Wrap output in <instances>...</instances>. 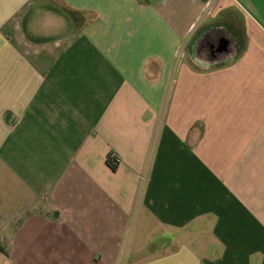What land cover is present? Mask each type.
I'll return each mask as SVG.
<instances>
[{
	"label": "crops",
	"instance_id": "1",
	"mask_svg": "<svg viewBox=\"0 0 264 264\" xmlns=\"http://www.w3.org/2000/svg\"><path fill=\"white\" fill-rule=\"evenodd\" d=\"M0 264H264V0H0Z\"/></svg>",
	"mask_w": 264,
	"mask_h": 264
},
{
	"label": "rangeland",
	"instance_id": "2",
	"mask_svg": "<svg viewBox=\"0 0 264 264\" xmlns=\"http://www.w3.org/2000/svg\"><path fill=\"white\" fill-rule=\"evenodd\" d=\"M238 21H240L241 19H237ZM200 26L198 25L196 28H195V31L193 32V34H195V32L197 31V29L199 28ZM207 30L208 29H204V30H200L199 31V33H197V35H196V38H195V40L193 41V43L190 45V47H189V51L192 53V54H196V52H199V44L201 43L202 44V42L204 41V40H207V39H209V41H212V39L211 38H215L216 37V35H213L212 33H208V34H206L207 33ZM207 35V36H206ZM204 37V38H203ZM206 37V38H205ZM200 42V43H199ZM208 44V46L210 47V43H207ZM223 47H224V50H222V51H220V52H214L213 54L215 55V53L216 54H218V53H225L226 52V47L227 46H225V42L223 41ZM202 47H204V43L201 45ZM208 49V48H207ZM215 49H216V47H214V50L213 51H215ZM211 54V53H210ZM209 56L208 55V52H207V54L205 53L204 54V56L205 57H207V56ZM213 55V56H214ZM220 55V54H219ZM218 55V56H219ZM192 57H193V55H191ZM216 56V55H215Z\"/></svg>",
	"mask_w": 264,
	"mask_h": 264
},
{
	"label": "flooded vegetation",
	"instance_id": "3",
	"mask_svg": "<svg viewBox=\"0 0 264 264\" xmlns=\"http://www.w3.org/2000/svg\"><path fill=\"white\" fill-rule=\"evenodd\" d=\"M207 43H210V46L213 44H211V41H209V40H204V44H207ZM215 45H216V49H215V51H213V53L214 52H220V51H222V50H224V47H223V40H219V41H216V43H214ZM214 44H213V46H214ZM212 46V47H213ZM219 54V53H218ZM218 54H216L215 53V55L216 56H218ZM214 55V54H213Z\"/></svg>",
	"mask_w": 264,
	"mask_h": 264
},
{
	"label": "trees",
	"instance_id": "4",
	"mask_svg": "<svg viewBox=\"0 0 264 264\" xmlns=\"http://www.w3.org/2000/svg\"><path fill=\"white\" fill-rule=\"evenodd\" d=\"M117 163L116 159L110 158L107 162L108 166L115 172L117 170Z\"/></svg>",
	"mask_w": 264,
	"mask_h": 264
},
{
	"label": "built area",
	"instance_id": "5",
	"mask_svg": "<svg viewBox=\"0 0 264 264\" xmlns=\"http://www.w3.org/2000/svg\"><path fill=\"white\" fill-rule=\"evenodd\" d=\"M112 158V157H111ZM116 161H118L119 162V158L118 157H116Z\"/></svg>",
	"mask_w": 264,
	"mask_h": 264
}]
</instances>
